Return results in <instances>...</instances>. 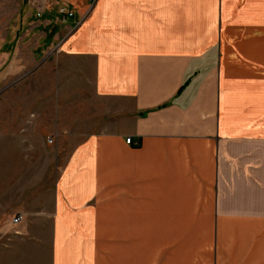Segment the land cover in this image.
I'll list each match as a JSON object with an SVG mask.
<instances>
[{"label": "crops", "instance_id": "obj_1", "mask_svg": "<svg viewBox=\"0 0 264 264\" xmlns=\"http://www.w3.org/2000/svg\"><path fill=\"white\" fill-rule=\"evenodd\" d=\"M40 3L78 104L0 264H264V0Z\"/></svg>", "mask_w": 264, "mask_h": 264}, {"label": "rangeland", "instance_id": "obj_2", "mask_svg": "<svg viewBox=\"0 0 264 264\" xmlns=\"http://www.w3.org/2000/svg\"><path fill=\"white\" fill-rule=\"evenodd\" d=\"M41 1L0 0V234L7 224L11 225L15 215L22 213L21 222L24 224L28 217L41 212L35 207L45 205L46 179L36 174L44 169L45 155L49 152L46 148H53L55 133L61 131L63 124L69 126L73 122L69 117L76 114L69 112L78 104L71 103L74 99L70 101L68 97H62V85L57 90L54 76L58 68H63V62L46 41L51 32L39 26L43 19L30 16L32 11L36 12L35 5H42ZM52 1L49 0V13L55 8ZM57 22L61 23L60 19ZM67 32L70 35L72 30ZM5 44L12 48L5 50ZM58 108L65 111L66 117L62 118L66 120L60 125L55 122V114L51 113ZM29 110L32 111L30 115L24 113ZM17 116H30L36 118V122H19L13 119ZM18 138L23 142L28 139L29 145L15 147L13 143ZM42 139L47 147L42 144ZM31 150L34 160L25 161ZM13 157L18 160L11 161Z\"/></svg>", "mask_w": 264, "mask_h": 264}, {"label": "built area", "instance_id": "obj_3", "mask_svg": "<svg viewBox=\"0 0 264 264\" xmlns=\"http://www.w3.org/2000/svg\"><path fill=\"white\" fill-rule=\"evenodd\" d=\"M61 12L63 14H65V16H68V17H72L74 15L73 11H68V9L65 8V7H63L61 9ZM38 16H41V12L38 13ZM126 142L128 144H133L132 137H127ZM23 218H24V215L22 213H19V214L15 215V217L13 219V223L14 224H19L23 220Z\"/></svg>", "mask_w": 264, "mask_h": 264}, {"label": "trees", "instance_id": "obj_4", "mask_svg": "<svg viewBox=\"0 0 264 264\" xmlns=\"http://www.w3.org/2000/svg\"><path fill=\"white\" fill-rule=\"evenodd\" d=\"M183 88V87H182ZM182 88L180 90H182Z\"/></svg>", "mask_w": 264, "mask_h": 264}]
</instances>
